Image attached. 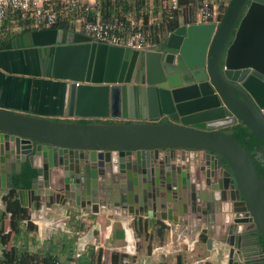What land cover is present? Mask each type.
Masks as SVG:
<instances>
[{
  "label": "water",
  "instance_id": "obj_1",
  "mask_svg": "<svg viewBox=\"0 0 264 264\" xmlns=\"http://www.w3.org/2000/svg\"><path fill=\"white\" fill-rule=\"evenodd\" d=\"M30 47L48 55L41 74L65 82L64 116L0 103V191L27 206L213 218L208 249L217 239L227 264H264V175L229 129L242 122L264 143V0H229L219 22L182 24L144 50L59 27L4 49ZM26 165L35 175L18 187Z\"/></svg>",
  "mask_w": 264,
  "mask_h": 264
},
{
  "label": "crops",
  "instance_id": "obj_2",
  "mask_svg": "<svg viewBox=\"0 0 264 264\" xmlns=\"http://www.w3.org/2000/svg\"><path fill=\"white\" fill-rule=\"evenodd\" d=\"M196 3L198 9L200 1ZM228 3L229 0H220L221 8ZM113 15L150 28L163 27L171 20L166 0H105L89 17L109 19ZM29 20L11 12L0 24L3 31L0 39L31 31ZM182 24L186 23L181 20ZM68 30L78 31L74 23ZM169 32L161 33V39ZM20 50L0 51V103H10L28 113L64 116L65 82L37 73ZM10 190L0 191V258L5 251L15 249L50 256L62 264H106L112 262L116 253L123 255L122 264H227V249L219 240L213 241L211 250L207 247L209 235L218 237L212 215L211 221L204 223L203 219L196 220L188 214L184 216L188 224H179L160 217L124 215L106 206L94 212L89 205L82 207L70 200L66 204L56 203L51 197H38L27 206L24 202L29 199L26 196L22 202L18 192L19 205L27 212L13 215L10 205L13 198H6ZM225 218L223 214L219 217L223 224Z\"/></svg>",
  "mask_w": 264,
  "mask_h": 264
},
{
  "label": "built area",
  "instance_id": "obj_3",
  "mask_svg": "<svg viewBox=\"0 0 264 264\" xmlns=\"http://www.w3.org/2000/svg\"><path fill=\"white\" fill-rule=\"evenodd\" d=\"M105 0H0V24L11 12L20 13L30 19L37 29L56 27L61 20L68 19L76 30L91 36L99 42L144 50L154 46L151 30L119 15L109 19L93 20L89 14L100 8ZM151 1V0H146ZM167 15L174 18V12L181 10L180 0H166ZM225 9V8H224ZM222 17L220 0H200L193 23L219 22ZM192 24V23H189ZM3 31L0 30V36ZM53 264H62L59 261ZM106 264H113L107 261Z\"/></svg>",
  "mask_w": 264,
  "mask_h": 264
},
{
  "label": "trees",
  "instance_id": "obj_4",
  "mask_svg": "<svg viewBox=\"0 0 264 264\" xmlns=\"http://www.w3.org/2000/svg\"><path fill=\"white\" fill-rule=\"evenodd\" d=\"M200 0H180L181 10H178L174 12V15L171 20H169L168 23H166L163 27H143L144 29L151 30L155 42H159L161 39V33L165 34L169 31H173L176 28H178L181 25V20H183L184 23L189 24L193 23L195 21V14L194 9L197 8V3ZM180 11L182 13H180ZM29 27L28 30H35L33 26L32 20L28 21ZM70 22L68 19H63L56 27H61L68 29L70 27ZM16 36V35H15ZM13 37H9L6 39H0V51L4 49V46L10 42ZM231 133L235 138H237L249 151L251 154L255 165L257 166L259 172L264 175V143L259 138V136L253 132L248 126L243 124L242 122H239L238 124L233 125L232 127H229ZM23 175H24V183L19 184L16 183V186L20 187H30L31 185V178L35 175L34 171H31L28 165H26L23 169ZM17 188L11 189L8 196L6 198L10 197L13 198L12 202H10V205L12 206L13 215H25L27 210L25 207H21L19 205V201L17 198ZM13 227H15V221L13 218ZM112 263L113 264H122L123 255L116 253L112 256ZM57 260L55 258H52L50 256L48 257H42L39 255H33L28 254L26 252H18L15 249H11L4 252V256L0 258V264H53ZM179 264H182L181 262Z\"/></svg>",
  "mask_w": 264,
  "mask_h": 264
},
{
  "label": "flooded vegetation",
  "instance_id": "obj_5",
  "mask_svg": "<svg viewBox=\"0 0 264 264\" xmlns=\"http://www.w3.org/2000/svg\"><path fill=\"white\" fill-rule=\"evenodd\" d=\"M20 49V51H23L22 54L24 58L27 57L30 59V62H28V64L30 65V67L34 66V70H36L37 73H41L42 71L47 72L49 70V58L45 52L42 51L41 54L38 48L35 47ZM107 121L109 122V120Z\"/></svg>",
  "mask_w": 264,
  "mask_h": 264
},
{
  "label": "rangeland",
  "instance_id": "obj_6",
  "mask_svg": "<svg viewBox=\"0 0 264 264\" xmlns=\"http://www.w3.org/2000/svg\"><path fill=\"white\" fill-rule=\"evenodd\" d=\"M226 9V8H225ZM225 9L224 8H222V15L224 14V12H225ZM197 10L198 9H194V13H195V19H196V13H197ZM163 35V34H162ZM113 262V261H112Z\"/></svg>",
  "mask_w": 264,
  "mask_h": 264
}]
</instances>
